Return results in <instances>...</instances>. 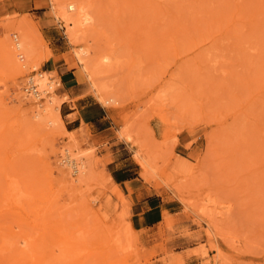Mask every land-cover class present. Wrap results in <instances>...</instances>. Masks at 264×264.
Segmentation results:
<instances>
[{
  "label": "rangeland",
  "instance_id": "1",
  "mask_svg": "<svg viewBox=\"0 0 264 264\" xmlns=\"http://www.w3.org/2000/svg\"><path fill=\"white\" fill-rule=\"evenodd\" d=\"M77 2L74 42L50 0H0V264H264V0ZM51 58L83 73L73 95ZM32 71L54 81L41 117ZM147 196L161 218L136 228Z\"/></svg>",
  "mask_w": 264,
  "mask_h": 264
},
{
  "label": "bare ground",
  "instance_id": "2",
  "mask_svg": "<svg viewBox=\"0 0 264 264\" xmlns=\"http://www.w3.org/2000/svg\"><path fill=\"white\" fill-rule=\"evenodd\" d=\"M77 1L78 0H67L65 2V0H50L51 5H52V10H53V13H54L56 19L58 18L59 20L63 21L65 25L69 26L70 31L67 30V32L68 31L70 32L69 33L70 37L72 38V40L74 42L77 40L76 39L77 33H75V30H72V26H73L72 23L77 22V26H79V25H81L82 21L84 22V20L86 18H88L84 14L83 6L81 7ZM13 37L14 38H12V40L10 39L11 41H8V44H7V51H8L10 60L13 63V66L15 68H17V70L19 72L24 70L27 67V64L31 66L32 70H36L37 65L40 62H39L38 58H32L33 56H36V54H35L36 52L33 50V46L30 43L28 37L26 35H23V34H20V35L14 34ZM88 50H89L88 48H86L84 46H80L77 49V51L75 52L78 61L85 63V66H86V62L84 59H85V55L87 54ZM24 82H25L24 83L25 89L28 92L27 94H29V95H26V93H25V94H22V96L25 95V96H28L29 98H31L30 102L34 104L33 105L34 114H32L33 117H41L42 113H44V112L46 113L47 110H49L51 107H54V103H55V98L53 96V91H54L53 82L54 81L48 77L47 73L32 71V73H30L27 76V78L25 79ZM29 87L31 89H29ZM102 91L103 90L101 89V92ZM19 97L22 100L21 96H19ZM98 97L100 98V100L102 102L107 103V104H109L111 101L114 100L113 96H106L104 94L103 95L100 94V96H98ZM24 98L27 99V97H24ZM59 102H60V99H59ZM51 120L49 119L48 122H50ZM69 149L68 148L66 149V151H65L66 156L63 155L64 157L60 158L59 164H61V166L64 167L63 169H64L66 174L70 173L69 170L71 168L75 172L78 171V173H83L84 168H85L84 163L82 161H80V158L71 157L72 152H70ZM136 160L138 161V163L140 164V166L144 170L147 169V165L149 164V161H148L147 157L144 155V153H137ZM72 178L73 177H71L70 181H72V180L78 181L79 177H77V175H76L75 180ZM10 237H11V235L7 234L8 241L10 240ZM20 241L23 242V239L19 240V242ZM25 245L26 244H24V246ZM13 246H12V248H13ZM16 246L17 245H15V247ZM9 251H12L11 248L9 249Z\"/></svg>",
  "mask_w": 264,
  "mask_h": 264
},
{
  "label": "crops",
  "instance_id": "3",
  "mask_svg": "<svg viewBox=\"0 0 264 264\" xmlns=\"http://www.w3.org/2000/svg\"><path fill=\"white\" fill-rule=\"evenodd\" d=\"M34 6L35 4L33 5V7ZM46 71H57L58 78L63 88L62 90L66 91L69 95H73L74 91L78 88L83 78V73L80 70L76 68L64 69L63 66L55 62L53 58H51V62L46 68ZM76 96H78V98L82 97L81 95ZM68 106L71 107L70 102H67L66 100L61 101L60 109H64V107ZM74 120H77L78 124L79 122L85 123L80 114L79 118L78 116H76V118L71 121ZM143 202L145 204V207L142 206L141 209H135L134 211H132L131 222L132 225L136 228L148 227L150 226V224L158 222L161 218V213L157 209L159 204L155 203L151 196H147L146 200Z\"/></svg>",
  "mask_w": 264,
  "mask_h": 264
},
{
  "label": "built area",
  "instance_id": "4",
  "mask_svg": "<svg viewBox=\"0 0 264 264\" xmlns=\"http://www.w3.org/2000/svg\"><path fill=\"white\" fill-rule=\"evenodd\" d=\"M29 89H31V88L29 87Z\"/></svg>",
  "mask_w": 264,
  "mask_h": 264
}]
</instances>
